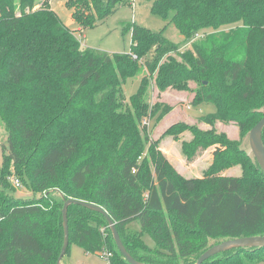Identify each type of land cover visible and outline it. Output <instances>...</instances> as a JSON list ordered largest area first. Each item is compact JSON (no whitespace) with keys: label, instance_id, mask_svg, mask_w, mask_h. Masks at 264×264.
I'll return each mask as SVG.
<instances>
[{"label":"trees","instance_id":"trees-1","mask_svg":"<svg viewBox=\"0 0 264 264\" xmlns=\"http://www.w3.org/2000/svg\"><path fill=\"white\" fill-rule=\"evenodd\" d=\"M126 2L65 5L78 26L87 28ZM37 4L0 0V120L10 161L0 173V264H56L63 197L100 205L127 251L143 263L193 264L214 243L264 235V172L240 141L194 128L193 140L182 143L186 158L198 146H220L206 178H182L141 126L156 108L145 100L147 78L128 102L122 90L155 45V56L144 64L155 69L156 86L187 90V80L196 81L191 103L216 107L203 121L230 120L245 135L264 107V0H157L153 11L188 39L205 26L238 23L178 51L181 61L167 56L160 63L162 54L177 51L163 31L126 26L132 30L130 52L82 48L49 0L34 9ZM185 128L191 127L178 122L168 131L176 136ZM231 161L241 164L243 175L218 174ZM10 163L31 197L10 192ZM67 216L69 245L89 253L106 248L110 264H129L101 213L70 204ZM135 223L139 228L132 230ZM202 264H264V247L233 248Z\"/></svg>","mask_w":264,"mask_h":264},{"label":"rangeland","instance_id":"rangeland-1","mask_svg":"<svg viewBox=\"0 0 264 264\" xmlns=\"http://www.w3.org/2000/svg\"><path fill=\"white\" fill-rule=\"evenodd\" d=\"M43 1L36 0L38 4L35 5L34 9L38 8ZM65 1L49 0L50 7L57 13L63 23L66 24L72 20L68 27L74 30V34L82 48L90 47L107 52H130L132 30L126 26L135 25L150 32L163 31L164 35L176 45L177 51H168L162 54L159 63L163 62L167 56H172L178 61H181V57L177 54L178 51L190 50L192 43L206 34L220 30L227 32L238 25V23L221 25L217 29H214L212 26H205L199 28L197 33L188 39L177 30L173 23L168 22L169 20L164 19L161 15L153 11V4L157 0H128L125 4L118 5L112 14L108 15L101 22H98L95 26L77 29L78 24L73 20L71 9L65 5ZM15 2L18 3V0H15ZM155 54V45H153L138 60V72L128 78L122 85L124 102H128L129 98L137 92L140 79L147 78L145 82V100L150 108L156 105V108L154 107L155 110L152 108L153 112L150 110L148 116L142 119L141 122V126L145 127L148 139L155 143L156 148L163 153L172 166L174 165L170 162L166 154L173 156L172 160L174 164L179 166L178 168L174 167L182 178H206L207 175H205V172L212 164L214 158L213 152L220 144H213L207 147L198 146L192 151V156L186 158L182 151V143L189 144L193 140L194 135L192 130L194 128L202 131H213L217 134L224 133L229 140L240 141V145L243 148H248V141L247 139L244 140L245 135L242 134L236 122L221 119H215L211 123L203 121V116L215 112L216 107L215 104L209 101L198 104L191 103L194 97V89L198 84L196 81L192 79L187 80L188 87L190 88L187 90H179L171 87L160 90L155 84V69L151 71L144 64L146 60H152ZM135 57L133 55V58ZM2 122L0 120V173L5 162H10L9 158H5L6 151L4 152L3 149L4 144H6L7 132L3 125L4 122ZM178 122L186 124L191 128H185L175 136L168 130H170L173 124ZM218 174L241 176L243 175V168L240 163L231 161L227 166L222 167ZM12 175L17 176L10 163L9 173H7L8 181ZM8 183L9 186L11 185L10 192L14 196L23 199L32 196L30 193L20 194V192H24L25 190L30 191L25 185L13 188L10 181ZM130 228L136 230L139 228V225L135 223L130 225ZM143 239L148 245H153L149 236L144 235ZM80 250V246L71 243L63 260L65 261L67 259L71 264H110L108 259L100 254L98 255V253L89 255L87 259H84ZM64 261L62 264H64Z\"/></svg>","mask_w":264,"mask_h":264},{"label":"water","instance_id":"water-1","mask_svg":"<svg viewBox=\"0 0 264 264\" xmlns=\"http://www.w3.org/2000/svg\"><path fill=\"white\" fill-rule=\"evenodd\" d=\"M258 112L262 113V117L254 124V126L245 134L244 140L248 141V148H243L248 156L253 158L261 170L264 172V143L262 139V131L264 128V107L257 109ZM62 206V225H63V241L60 249V253L57 257L56 264H62V258L64 257L67 247L69 245V227H68V206L70 204H78L83 207L89 208L96 212L101 213L111 230L113 241L125 260L129 264H158V263H143L136 260L125 248L118 230L116 228L115 222L110 217V215L98 204L75 199V198H64L63 197ZM246 247H264V235H251V236H241L235 238L224 239L218 243H214L209 246L205 251H203L193 264H202L206 259L226 250L233 248H246Z\"/></svg>","mask_w":264,"mask_h":264},{"label":"built area","instance_id":"built-area-1","mask_svg":"<svg viewBox=\"0 0 264 264\" xmlns=\"http://www.w3.org/2000/svg\"><path fill=\"white\" fill-rule=\"evenodd\" d=\"M9 181L14 188H18V187H21L23 185L20 178L17 176H14V175L9 177ZM98 254H100L101 256H103L106 259H109V257L112 255L111 252L108 251L106 248L101 249L98 252Z\"/></svg>","mask_w":264,"mask_h":264},{"label":"crops","instance_id":"crops-1","mask_svg":"<svg viewBox=\"0 0 264 264\" xmlns=\"http://www.w3.org/2000/svg\"><path fill=\"white\" fill-rule=\"evenodd\" d=\"M50 4V3H49ZM50 6H51V4H50ZM72 22V20H70L68 23H66V25L68 26L70 23ZM77 29H80V27L78 26L77 27ZM166 156L168 157V159L170 160V162L176 167V168H178L179 166H177V165H175L174 164V162H173V156L172 155H168V154H166ZM31 194L32 195V193L29 191V190H25L24 192H20V194ZM81 248V247H80ZM81 255H82V257L84 258V259H87V257L89 256V255H94V254H97V253H89V252H85L82 248H81ZM99 255V254H98ZM63 258H62V263H63ZM109 261V260H108ZM64 264H71L70 263V261L69 260H65L64 261Z\"/></svg>","mask_w":264,"mask_h":264}]
</instances>
